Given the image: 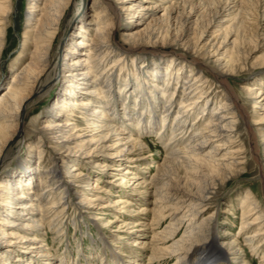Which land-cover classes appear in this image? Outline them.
<instances>
[{
    "label": "bare ground",
    "instance_id": "bare-ground-1",
    "mask_svg": "<svg viewBox=\"0 0 264 264\" xmlns=\"http://www.w3.org/2000/svg\"><path fill=\"white\" fill-rule=\"evenodd\" d=\"M152 1L92 0L87 8L84 4L88 0H79L73 19L67 24L66 35L56 54L51 56V48L73 0H30L22 38L33 47L32 54L14 79L0 84V89L6 87L0 95V228L10 231V235L0 231V264H83L80 261L68 263L67 256H54L44 245L41 230L46 217L74 208L75 214L90 221L96 213L107 215L111 211L113 218L119 221L118 217L140 200L142 208L131 211V219L123 222L128 237L122 238V247L114 248L115 240H109L112 236L107 237L100 229L97 231L101 241L106 243L104 255L111 256L112 264H137L132 261L138 257V251L131 248L134 244L140 245L142 252H149L147 264L166 261L171 264H244L237 237L224 231V239L218 242L217 219L206 214L207 204L218 187L226 185L232 177L241 176L246 169L240 154L230 152L236 143L231 135L239 119L252 142L264 186V166L259 157V152L264 154V117L255 125L257 127L251 124L244 106L228 85V77L245 67L248 58L264 43V34H261L264 11L259 0ZM12 9V0H0V56L6 48ZM206 9L216 24L228 23L221 35L210 36L208 28L212 22L202 25L201 29L197 20L192 21L203 16ZM108 12L110 18L106 16ZM122 17L127 21L123 29L135 31L138 26H144L133 36L123 37L132 43L127 52L139 54L153 50L143 41L159 38L181 47L185 53L173 58L160 57L149 66L144 58L135 57V73L129 80L116 83L112 77L115 71L122 69L120 60L108 64L106 69L102 66L109 54L107 46L112 30L116 28H111L109 23L118 24ZM93 24L95 32L88 37ZM191 25L196 33L189 41ZM225 47L231 48L228 55L221 52ZM186 60L190 63H184ZM207 68L223 87L219 95L223 103L217 110L211 107L218 93L212 95L203 86L206 80L203 81L202 74ZM92 72L97 74L94 78ZM53 84L57 92L62 91L56 94L44 123L36 129L38 148L30 147L28 154L35 152L41 163L45 156L41 145L45 140L51 141L47 162L58 168H49L36 176L31 158L27 156L21 157L15 168L6 171V164L13 158L11 145L23 141V112L31 108L42 88ZM241 90L254 105L264 110V87L255 83ZM76 114L79 116L75 117ZM73 117L87 125L86 134L78 133H82V128L75 131L77 123ZM140 133L153 134L160 139L169 135L164 145L165 158L149 178H143L141 173L148 165V158L142 157ZM257 136L262 147L255 146ZM93 159L97 161L91 166ZM82 170L88 171L87 174ZM102 184L116 188L114 196L117 198L123 190L124 200L108 201L105 196H113L112 191L101 188ZM55 191L64 202L67 200L66 204L63 202L64 207L59 208L57 201L46 208ZM65 193L81 199L80 206L91 201V207L84 210L76 206L77 203L72 205L73 200H65ZM250 198L247 191L240 205L243 213L239 231L252 230L251 235L244 238L243 246L253 247L256 242L264 244V212L257 209L255 202L248 205ZM148 205L151 210L145 208ZM119 206H122L120 212ZM8 236L13 237L12 243L5 241ZM123 248L128 253L126 260L124 255L115 252ZM106 259L104 256L102 261Z\"/></svg>",
    "mask_w": 264,
    "mask_h": 264
},
{
    "label": "rangeland",
    "instance_id": "rangeland-1",
    "mask_svg": "<svg viewBox=\"0 0 264 264\" xmlns=\"http://www.w3.org/2000/svg\"><path fill=\"white\" fill-rule=\"evenodd\" d=\"M12 1H13V9L10 14L9 24L7 27V40L5 46L6 48L4 49V51L0 56V84L2 83V81H5L6 79L7 80L14 79L16 74L20 72L21 69L25 67V65L29 62L30 56L33 51V47H31L30 44H28L22 38L23 33L27 27L26 15L28 13L31 4L30 0H12ZM156 1L159 0H153L152 3ZM259 1H260L261 11H264V0H259ZM78 2L79 0H73V3L68 8L69 10L66 13L63 23L61 24L58 34L56 36V40L54 41V44L51 48V52H50L51 56L56 54L58 45L60 44L62 38L66 35L65 31L67 24L73 19V15L76 11V6L78 5ZM91 3L92 0H88V2L85 3L84 5L88 8L91 5ZM199 9L200 7L198 8V10ZM107 14L106 16L110 18L109 16H111V14L109 12ZM198 14L200 15V13ZM158 16H160V13L156 17ZM89 18H90L89 20H91V17ZM196 20L199 22L201 29H202V25L212 22L210 24V27L208 28L211 37L216 35H221L223 32L226 31L228 27L227 22L221 24H216V22H213L211 18V13L207 9L205 10L203 16L202 15L201 17L199 16V19L196 17L192 19L193 22L194 21L196 22ZM126 23L127 21L123 19V17L118 24L116 23L113 24V21L109 23L111 28L112 27L114 28L116 27V28L112 30L113 32L112 39L110 40V43H108L107 46V48L109 49V54L107 55L106 61L103 63L102 67H104L103 69H106L108 67V64L112 63L113 61L116 62L120 60L119 63L122 69H119L121 71L117 69L118 71H115V76L112 77L116 83L118 82L122 83L124 79L129 80V77L135 73L134 71L135 69L133 68V62L135 60V57L139 56L144 58V60H146V66H149L152 63L157 62L160 57L166 59L169 57L171 58L172 56L173 58V56L175 55L178 54L181 55L185 53V51L181 47L169 43H165L162 41V39L159 38H152L150 40L143 41L144 44L150 47L149 49H153L155 51L147 50L139 54L135 52H127L126 49H129L130 46H132L131 45L132 43L127 42V40L123 39V37H126V35L133 36L134 32H136L137 29H142V27L144 26H138V28H136L135 31H131V30L123 29L124 27L123 25H125ZM261 23L263 24L264 21H261ZM192 25H191L192 30L190 32L191 34L189 37V41H192L196 33V31L194 30V26ZM95 27L96 26L94 24L89 27L88 35H87L88 37L92 36V34L95 32ZM261 34H264V30L261 31ZM140 39H144V38H140ZM86 42L88 43V40ZM83 50L87 51L85 48ZM157 50L161 52H157ZM223 51L226 53V55H228L231 52V48L225 47L221 52ZM84 53L86 54V52ZM255 61L256 62L258 61V63L252 65L254 64ZM184 63H190V60H186ZM203 73H204L202 74V77L204 78L203 81L206 80V84L203 85L205 86V90L208 91V93H211L212 95L218 93L217 95H215L216 100L213 101L212 104L213 106L211 107V110L213 109L217 110L220 108V106L223 103V99L219 98V95H221L223 91V87L218 82V80H216L214 74L211 72V69L209 68L204 69ZM92 74H94V72H92ZM95 75L97 74L95 73L93 75V78L95 77ZM255 83L259 87L260 86L264 87V43L260 44L257 48V51L248 58L245 67L242 66V69L240 70L238 69V73L235 76L228 77V85H230V87H232L233 91L236 93L240 104L243 105L246 110V113L248 115V120L251 122V124L253 123L254 126L260 121V119H262V117H264V110H262L260 106L254 105L252 101L246 98L245 93L241 90V87L252 86ZM56 88L57 86H55V84L48 85L42 88V90L35 95L34 103L31 106V108H28V110L23 112V118H22L23 141H20L18 143H13L11 145L10 153L12 154L13 158L8 164H6L7 167L4 168L6 171L8 169L11 170V168H15V166L17 165L16 162L21 157L22 159H25L27 156H29V159L31 158V164H32L31 166L34 168L33 171L36 174V176H39L40 173H43L45 170H48L49 168L52 169L58 168V167H53L54 164H50L49 162H47L48 155L50 154L49 147L52 146L51 141L45 140L44 144L41 145L44 149L43 154H45V156L43 155L44 159L41 163H39L38 159H36L35 152H33L32 155L28 154L30 147L33 148L36 147L35 149H37L38 144H40L39 141H37L39 136L37 135L38 132L36 131V129L38 128V126L40 127V125L44 123V118L47 114L46 112L48 111L55 97L57 98L56 94L57 93L60 94V92L62 91L60 90V92L59 91L57 92ZM181 88H183L182 85ZM5 89L6 87L0 89V95ZM178 100L180 101V95L177 99V103L175 104L176 110L179 107ZM78 116L79 115L77 114L75 115V117ZM75 117L72 118L73 120L76 121L75 123H77V127L75 128V131H79L82 128L83 130L82 133L81 132L78 133H80L81 135L86 134L89 130L86 129L87 125H85L84 123L81 122L80 119ZM120 129H123V127H121ZM78 133L76 135H78ZM139 135L143 138V140H141L144 150L142 157L148 158L146 160L148 162L147 163L148 165L145 167V169L142 170L143 172L141 171V173L143 174L142 175L143 178H149L156 173V167L165 158L166 151L164 145L167 142L169 135L167 134L163 139H160L153 134L143 136V133H140ZM231 137L235 138L236 143L233 145L230 152L235 155L240 154L239 158H241L242 161L246 164V169L242 171L241 176L232 177L230 180H228V183L226 185L224 184L223 186L218 187V189L216 190L217 193L207 204L208 211L206 215L207 216L213 215V217L217 219L215 231L218 235V242L224 239V235H223L224 231L229 232L237 237V239L239 240L238 242L243 250V254L241 255V257H243L244 264H264V244L262 245L260 242V244L257 245L256 242L254 243L255 245L253 247L243 246L244 238L250 236L252 230L243 231V232L239 231V227L242 219V213H243L242 210H240V205L243 202L247 191H249L251 195V198L248 201L249 202L248 205L250 204V202H255L258 206L257 209H259L260 211L262 210L264 212V186L262 184V179L260 177V165L257 164L254 158L252 152V142H250V137L248 136L246 128L244 127V123L241 121V119L237 121V125L235 126V132L231 135ZM256 145L260 147H262L263 145V143L260 141V138L258 136L255 141V146ZM259 155H260L259 157H261L260 160L261 165L264 166V154H261V152H259ZM92 161L93 163L90 164L91 166H93L97 160L93 159ZM82 172L86 175L88 171L82 170ZM120 184H121V179L118 180V185ZM103 187L104 186L102 184L101 188ZM104 188L107 189L110 188L108 190L112 191L113 194V196L110 197L105 196V198H107L108 201L110 200L119 201L121 199L124 200L122 195L123 190H121V193L119 194L120 196L119 198H117L114 196L117 194L116 188L109 187L108 185H105ZM125 189L124 191H126ZM151 191L153 190L149 189V192ZM57 192L56 191L54 192L52 199L45 206L46 208H50L51 206H53V203L57 201H58V204H56L57 207L60 208L62 207V205L64 207L67 198L73 200L72 205H75L77 203L76 206H79L84 210L87 208L89 209L91 207L90 206L91 201H88L89 203L86 202L85 204L82 203V206H80L81 199L79 198L77 199L76 197H73L72 194L70 193H65L66 201L64 202V200L61 199V195H58ZM90 200H93V197L90 198ZM126 200H130V198L129 199L127 198ZM63 202L65 204H63ZM142 204L143 201L140 200L139 203L137 204L135 203V206H133L132 209L127 208L121 214V216L118 217L119 221H116L115 218H113L115 215L114 212L112 211H111L112 213L108 212L107 214L108 216L106 214L104 215L103 212L96 213L97 215L94 217V219L92 218L91 221L85 216H78L77 214H75L74 208L73 210L72 208H69L68 210L65 209L66 210L65 212L50 214V216L46 217V219L43 221V228H42L43 230H41L43 235L41 239L44 241V245H46L47 248L50 249L51 253L54 256H67L68 263H72V261H80L83 264H112L110 260L111 256L104 255V253L107 250L106 243H103L101 241L100 238L101 234L98 233L97 231L100 229V231L103 234L107 235V237L111 235L112 237L109 240H115L113 241L114 244L116 245L114 246V248H117L118 246L122 247V244L124 243L122 238L128 237V235H126L125 232L128 229L123 226V222L127 221L128 219H131L132 217L131 211H136L138 210V208H142ZM145 208L151 210L152 207L148 205ZM245 208L248 209V207ZM118 211L119 212L122 211V206H119ZM147 218L149 220L151 218V215H149ZM224 223H227L228 225ZM0 231H4V232L6 231L8 234L10 233L9 228L1 227ZM7 240L10 241V243L14 241L13 237L11 236L5 237V241ZM256 246H259V248L257 250L256 249L254 250L253 248H255ZM131 248L138 251L137 253L138 257L133 258L132 261L136 262L137 264H147V258L149 252L147 251L142 252L140 250V245L138 246L137 244H134V246H131ZM93 251L95 252L93 253ZM115 252L117 254L119 253L121 255H124L123 259L126 260V256H128V253L126 252L125 248H123L122 251L121 250L118 251L117 249L115 250ZM104 256L105 257L107 256V259L102 261L104 259ZM228 257L229 256L226 257L227 261H228ZM23 259L26 260L25 258ZM9 264H16V263L14 262ZM164 264H171V262L166 261L164 262Z\"/></svg>",
    "mask_w": 264,
    "mask_h": 264
}]
</instances>
